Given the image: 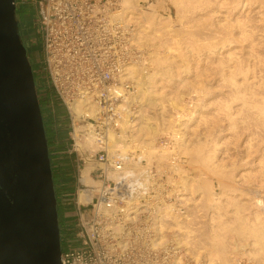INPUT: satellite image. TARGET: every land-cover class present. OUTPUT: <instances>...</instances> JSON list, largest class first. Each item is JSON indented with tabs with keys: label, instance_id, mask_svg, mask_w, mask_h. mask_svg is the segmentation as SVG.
Wrapping results in <instances>:
<instances>
[{
	"label": "bare ground",
	"instance_id": "bare-ground-1",
	"mask_svg": "<svg viewBox=\"0 0 264 264\" xmlns=\"http://www.w3.org/2000/svg\"><path fill=\"white\" fill-rule=\"evenodd\" d=\"M211 1L212 0H182V3L184 4L179 2V5L184 6L186 4L185 12H187L191 7H194L195 9L197 4L200 6L199 8H203L204 5L210 3ZM218 2L222 5L225 2H229V4H231L230 11L227 12L229 14H226L228 17L233 13L236 14L237 11L245 6H252L260 3L261 6L259 7L264 8V0H218ZM136 3L137 0H124V5L127 7L128 12L130 13L127 15L134 17L138 23V37L140 42L143 44L146 41L143 40L141 31L142 29H146L147 26L145 24L147 22H149V24H153L155 22L159 23V21L164 19V17H159V14L157 15L155 11L141 16L140 11H138V8L135 7L136 5L138 6ZM207 5L211 6V4ZM196 9H198V7ZM211 11L215 12L216 9H211ZM227 16L226 22H229V24L226 26H221L222 23H219V27H215V29H209L208 25H205L206 32H209L210 35L216 39L212 43H208L206 41L204 47L200 48L199 50V56H202L206 52H209V55H215V52L218 51L219 56L217 55L218 57L213 60L217 63H215L216 65H214V62L212 63L211 60L209 63H205L202 72H197L198 75L195 74L197 75L196 77L202 76L200 80L194 76L195 78L193 79L198 80L196 83L194 82L195 80L193 81L190 80L189 77H186L189 75L191 76V72L193 71V66L190 63L188 56L184 55L185 59H182L185 61V65H181L183 66L181 72L182 74L184 72L186 76L181 77V73H176V71H174L176 70V63L174 65V62L175 60H178V57H180V53L178 51L180 48L177 47L178 45L175 42L177 40L175 38L173 39H175L174 44L176 46L174 44L171 45L173 41L171 40L172 38H170L171 44L167 39L166 42H168L170 45L166 43V48H170L169 46H172L174 48L173 51H177L179 56L173 51H169V53L172 52L173 54L164 53L165 51L163 52L159 50L160 48L157 46V50H154L153 58L151 57L150 59L149 57L147 60H141L128 64L124 74H127L126 78H130L135 82L137 92L131 96H126L123 99L125 102L123 103L122 107L126 109V113L122 129L124 128V125L126 128H132L137 124H141L136 129H133L139 131L140 133L137 135H118L116 139L114 137L115 140L113 139L110 141L114 133L118 134L116 131H110L109 148L113 153L121 150V153L126 155L129 147H134V149L140 147V150L142 151L140 152L141 155L139 156V160L147 158V161L151 162V159L158 155V135H161L163 130L165 133L167 128L169 129L171 127V129H173L174 127L171 125H173L174 122L173 120H168L167 118H163V121L160 122L158 120L154 121V116L145 113L146 109L144 106L146 105L148 107L150 106L154 108L159 107V109L162 110L161 112H163L162 115L165 116L164 112L167 109L164 99L166 95L163 94L164 92L161 91V88H165L167 85H169V87H175L174 84H177L175 82L179 80V84L182 83V85H185V88L190 89V91H192L195 87H200V89H203V91L210 88L213 89L209 78L213 79L214 75L211 77L210 74L215 73V75L218 76L217 78L219 81L222 82L219 83L222 84L221 88L222 86L223 88L224 86L227 88L224 92L223 98L220 100L218 99V101H222V103H218L216 100L218 103L216 106L218 108L215 106L216 110H209L210 113L206 115L207 112H205V114L202 112L208 110L206 107L208 102H205L208 97L206 98L205 96L204 101L195 97L194 95L190 96L187 102L188 107L183 110V115L187 120L185 123H183L185 126L181 127L179 124H174V126H177V128L172 130L176 135L179 136L177 143L180 145L182 144L184 148H187V151L192 153L194 146L196 148L194 160L199 164L200 175L198 174L199 176H195L194 178L188 177L185 179L186 184L184 190L180 191V193H187L188 195L190 193V196L183 195L179 197L184 201V204L186 203V205L192 204L190 201L193 200V205H195L194 209L197 208V210H195L193 213V207L187 205L188 209L186 213L181 214L180 212L177 214H172L173 204H167L165 209L162 210L164 213L158 212V215L156 216L157 223H161H158L157 226L158 238L155 245H172L171 240L173 239L170 238V235H174L175 238L173 240V250L179 249V251L181 250L184 253L193 254L196 258L205 257V261L207 262L206 264H237L235 262L237 257L235 259L233 257H235L236 252L238 253L239 250L249 244L252 249H250L251 253L249 254V257H252L251 259H253V257L256 259L258 258V264L259 262L264 264V43L262 40H260V37H257L256 34L259 29L262 31L264 30V25L259 27V24L254 23L250 15H248V12L234 16V20L232 17V19H229ZM143 17L145 21L141 23V21H143ZM139 19H141V21ZM221 21L222 20H219V22ZM168 22H173L170 17L168 18ZM155 28L156 31H158V28ZM175 47L178 49L176 50ZM221 49H223V52H221ZM150 60L151 63H153V67L141 72L138 69L137 64L148 62ZM209 64H213L212 66L215 67H212V69H214L213 71L210 70L211 67ZM208 70H210L212 73L209 71L210 73L208 74ZM204 74L206 76L203 78ZM178 75H180V77ZM134 78L136 80H134ZM176 86H178V84ZM178 90H180V88ZM192 93L195 94V92ZM137 94L139 97H145L146 103L142 104L143 107L139 110L141 113L136 115L134 112L138 108L133 110L131 105H133L134 101H137L134 98V96L137 97ZM209 104H212V102ZM71 107L76 118L82 115L95 116L98 108L97 104L89 96H84L77 99L71 104ZM198 110H200L201 113H198ZM138 117H141V121H135V119ZM196 117L200 118V121L197 120L200 122V124L197 123L195 127L198 124L199 126L201 124H204L205 126L201 128V133H196L197 138L195 137L196 143H194L193 139L195 138H193V136H195L194 133L197 130L194 131V126L192 127V124L196 122ZM224 120L228 121L229 123V127L227 128L226 132H230L229 134H231L226 139H229L230 137H238L242 139V143H244L242 144L240 142V148H242V150L237 154V156L242 157L240 159L242 160L241 163L239 162V159V161L229 160L228 156L233 154L229 153V151H231L229 150L230 147L229 149L220 147L221 145L226 144H224L225 140L221 142V139L219 138V134L221 132H216V128H220L221 126H219V122ZM80 126L82 127L76 128H78V131H83L82 135L85 138V144L89 147L96 146L97 141L94 130H87L88 127L86 128L85 125ZM221 130H223V128ZM192 131H194V133ZM192 134L194 135L192 136ZM159 138L161 139V137ZM175 138L177 139V136H175ZM238 138H236L237 141H235V143L239 145L237 142L241 140ZM193 143L194 146L191 147ZM235 143L233 142L232 144L235 146ZM237 146H235L236 148L234 147L235 149H232L237 151ZM221 148L224 150L220 152ZM236 151L234 152L236 153ZM190 152L187 153L189 154ZM160 153L161 154H159V156L165 155L162 154L163 152ZM194 155L192 156L194 157ZM234 156H236V154ZM232 158L236 159V157ZM161 159L163 158H160L159 162H161ZM130 164L131 161L127 166L129 169H133V167H135L140 171L146 170L145 166L141 165V162L138 160L136 165L130 166ZM247 165L252 167V170L248 171L249 169L247 168V172H244L243 169H245ZM242 166H244V168ZM91 168V165L88 164L82 169L81 180L87 184H97L98 182L90 174ZM110 173L114 174L113 172ZM209 176H212L218 182V184H215L210 180L208 181L207 178ZM199 181L202 183H198ZM141 193L142 192L136 194L134 199H139ZM194 193L199 195V198L195 197ZM79 199L80 201H87L90 199V196L88 197L86 192L80 189ZM247 209H249L250 212L247 211V213H249L244 214V211ZM198 211L200 212L198 213ZM194 217L197 221L201 220L202 225H205L204 222L206 221L211 224L212 242L210 241V246H208L209 244L207 245V242L204 240H200L202 241V244H200V242L193 237L192 233H194V230H192L188 224L194 220ZM197 217L201 219H196ZM209 223L208 226L210 225ZM230 232L235 234L234 237H237V241L239 240V242L233 245L229 243ZM247 232H250L249 234L253 236V241L245 243V245L243 240L245 238L243 237L248 235H246ZM173 264H183L181 257L176 259Z\"/></svg>",
	"mask_w": 264,
	"mask_h": 264
},
{
	"label": "built area",
	"instance_id": "built-area-1",
	"mask_svg": "<svg viewBox=\"0 0 264 264\" xmlns=\"http://www.w3.org/2000/svg\"><path fill=\"white\" fill-rule=\"evenodd\" d=\"M34 2L47 85L70 113L73 130L85 125L94 130L97 141L96 148H84L72 136L70 153L84 163L91 162L90 174L98 183L87 184L80 177L74 223L63 230L62 264H172L179 249L155 245L161 223L156 216L172 198L166 170L154 166H145V171L129 169L130 161L134 166L144 158L139 160L132 152L123 155L121 150L113 153L109 148V132L121 134L124 124L123 99L136 91L124 73L128 64L142 58L137 21L127 15L124 0ZM84 96L97 104V113L76 118L71 104ZM166 138L162 140L167 143ZM80 189L90 199L80 201ZM139 192V199H134Z\"/></svg>",
	"mask_w": 264,
	"mask_h": 264
},
{
	"label": "rangeland",
	"instance_id": "rangeland-1",
	"mask_svg": "<svg viewBox=\"0 0 264 264\" xmlns=\"http://www.w3.org/2000/svg\"><path fill=\"white\" fill-rule=\"evenodd\" d=\"M19 1H21V0H19ZM179 2L182 3V0H149V1L145 0V3H144V1L141 2V0H140V4H139V2L137 0L136 4H138V6L136 5L135 7L138 8V11H140V15L141 16L144 15V14L147 15L148 13H150V12L152 13V12L155 11L157 13V15L159 14V17H164V19H161L159 21V23L155 22L153 24H149V22H147L145 24L147 26L146 29L145 30L142 29L141 36H142L143 40H145L146 42L143 43V47L141 48V54H142L141 60H147L149 57H150V59H151V57L153 58L154 57L153 56L154 55V50L155 51L157 50V46H159V48H160L159 50H161L163 52L165 51L164 53H169V51H173L174 48L172 46H169L170 48H166L167 47L166 43L169 42L171 44V40H172L173 43L171 45H173L174 41L176 39L177 41H175V42L178 45L177 47L180 48V50H178L179 53H180V57H178L179 54H177V51L174 50L173 52H176V54L178 55L177 56L178 60L177 61L175 60V62H174V65L176 63V65H175L176 66V70H174V71H176V73H181L180 74L181 77H185L186 76V74L184 72H183V74L181 72L182 71V67H183L181 65H185V63H184L185 61H183V59H182V58H184V55L188 56L189 60H190V63L193 66V71L191 72V76L189 75V76H186V77H189L190 80H193V81L195 80L194 82L196 83V82H198V80L197 79H193V78H195L198 75L197 72H199V73L202 72V69L204 68L203 66L205 65V63H209L211 60H212L211 62L212 63L214 62L213 64L216 65L217 63L215 61H213V60H215L219 56L218 55L219 51L215 52V55L214 54L213 55H209L210 53L206 52L202 56H199L200 55L199 54L200 53L199 50H200V48L204 47V44L206 43V41L208 43H212L216 39L215 37L210 35L209 32H206V28H205L206 26L205 25H208L209 29H215V27H219L221 23H222L221 26L228 25L229 22H226V16H227L226 14H229L227 12L230 11L231 4H229V2H225L222 5V4H220L218 2V0H216V1L212 0L210 3H207V4H211V6L206 4V5L203 6V8H199L200 6H198V4H197L196 6L198 7V9H196L197 7L195 9H194V7L193 8L191 7L187 12H185V5L186 4L184 6H181V5H179ZM182 4H184V3H182ZM259 6H261L260 3H258L257 5L242 7L239 11L236 12V14L233 13L231 16H229V17L227 16V17L230 19L231 17L233 18L234 16H238L241 13L245 14V13L248 12V15H250V17L252 18L253 22L256 23V24H259V27H260V26L264 25L263 24L264 23L263 22V20H264V18H263L264 17V14H263L264 13V8L263 7H259ZM211 9H216V11L213 12V11H211ZM169 17H170V19H172V21H173L172 23L168 22V18ZM262 18H263V20H262ZM141 19H139V20L141 21ZM219 20H222V21L219 22ZM233 20H234V18H233ZM144 21L145 20H144V17H143V21H141V23L144 22ZM29 23H30L31 29H32V31L34 33L35 41L38 43V45H40L39 47H41L40 50H41V57H42L43 36H42V31H41V25H40V22H39V13L37 11L36 3L34 1H32V3L29 6ZM172 24H174V25H172ZM141 27H142V25H141ZM155 27L158 28V31H156ZM263 31L261 29H259L256 32V34H257V37H260V40H262L263 43H264V32ZM170 38H172V39L170 40ZM173 38H175V39H173ZM167 39H168V42H166ZM171 47H172V50H171ZM175 49H176V47H175ZM221 52H223V49H221ZM171 53L172 52H170L169 54H171ZM212 65H210V67H211L210 70L211 71L214 70V69H212V67L215 68ZM41 66L44 69V75H45V78H46L47 74H46L45 66H44V64L42 62H41ZM137 67H138V69L141 72L142 71L144 72L145 70L150 69L151 67H153V63H151V60H150L148 62L138 63ZM210 70H208V72H207L208 74L211 72ZM195 74H197V75H195ZM180 75H178V76L180 77ZM212 75L216 76V77L213 76V79L209 78L210 82H211V85H212V88L215 91L213 89H211V88L208 89V90H204L203 91V89H200V87L199 88L195 87L194 88L195 90L193 89L192 91H190V89H186L185 88L186 86L182 85V83L179 84V80H178L175 83H177L178 86H180V87L176 86L177 84H174L175 87H172V86L169 87V85H167L168 87L166 86L165 88H161V91L164 92L163 94L166 95L165 99H164L165 100L164 102L166 104V109H167L164 112L165 116L162 115L163 112H161L162 110H160L159 107H156L157 108L156 109L154 107H150V106L148 107L146 105L144 106V108L146 109L145 113H147V114H149L151 116H154V121L158 120L160 122V121H163V118H167L168 120H173L174 123H173V125H171L172 127H174L173 129L177 128V126L175 127L174 124L175 125L179 124V126L183 127V126H185L183 123H185L187 121L186 117H184V115H183V110L188 107L187 102L189 100V97L194 95L195 97L200 98V99H202L204 101H205V96H206V98L208 97L206 99V101H205L206 103L208 102V105H206L208 110H205L204 112H202L204 114H205V112H207L206 115H208V113H210L209 110L210 111H215L216 107H217L216 104L222 103V101L219 102L218 99L220 100L221 98H223L224 92L227 89L225 86H224V88H223V86L221 88L222 84H219V83H222V82L219 81V79L217 78L218 76L215 75V73L214 74L213 73L210 74L211 77H212ZM200 76H201V74H200ZM205 76L206 75L204 74L203 78ZM201 77L198 76L196 78H198L200 80ZM134 80H136V79L134 78ZM46 82H47V80H46ZM133 84H134L135 89H136L135 92H137V87H136L134 81H133ZM177 88L178 89L180 88V90H178ZM189 92H190V94H189ZM192 92H195V94L192 93ZM202 92H203V94H202ZM204 92H205V94H204ZM134 98L137 100V101L133 102V106L138 108L134 112L137 115V114L141 113L139 110L143 107L142 104L146 103V101H145L146 98L145 97H139L138 94H137V97L134 96ZM216 100L218 101V103H217ZM215 101H216V103H215ZM210 102H212V104H209ZM210 106L211 107L213 106L214 108L213 107L211 108ZM220 106H221V104H220ZM208 107H210V108H208ZM198 111H197L198 113H201L200 110H198ZM54 112H55V110L52 109L51 113H54ZM67 113H68V119H69V129H68V132H67L66 136H68L69 140L67 141V144L65 145V149H63V148L57 149L56 147H53V151H52V157H53L55 162L57 161L58 156H64L66 154L72 156L73 169L71 171H72V174L74 176L73 179H71V181H73V183L71 185L72 188L67 193H64V194L60 193L61 196H67V200L69 202H71V204H72L71 205V210H69L68 208L63 209V206H62V209H61V219L65 220V227H66L67 224H70V226H71V224L74 223L75 204H76V201H77V199H76L77 191L82 186L81 182H80L82 169L84 167H86V165H88V164L91 165V167H92L91 162L84 163L82 160H79V159L76 158V154L75 153H73V154L70 153V149L73 147L72 144L74 143V140L72 139V136H75L77 138L78 144L80 146L84 147V148H96V146H97L96 145V146H93V147H89L88 145L85 144V138L82 135L83 131H78L77 130L78 128H80L82 126H77L78 128H76V130L74 131L73 127L71 126V115H70V113L68 111H67ZM197 120L200 121V118L196 117V122H194V124H192V127L194 126L193 127L194 131L197 130L195 133H194V131H192L195 134V136H193L194 134H192L193 138L196 137V133L197 134L201 133V128L203 126H205L204 124L203 125L201 124L199 126L200 122H198ZM135 121H141V117L136 118ZM197 123H199V124L195 127V125ZM140 125L141 124H137V125L133 126L132 128H126V126L124 125V128L121 130V134L114 133V135L111 137L110 141H112L114 139V137L116 139L118 135H120V136L121 135H130V134L137 135L140 132L137 131V130H133V129H136ZM219 126H221V127L220 128H216L215 127L218 130V131L216 130V132H221L219 134L220 135L219 138L221 139V142L225 140L224 144H226V145H221L220 147H222L224 149H227V148L229 149V147H230L229 150H231V151H229V153H233V154H230L231 156H228L229 160L230 161H234V160L239 161L242 157L237 156V154H238V152H241V150H242V148H240L241 147L240 144L242 143V139H240L238 137H235V138H231L230 137L229 139H226L227 137H229L231 135V134H229L230 132L229 133L226 132L227 128L229 127L228 121H226V120L220 121L219 122ZM222 128H223L224 131L221 130ZM225 128H226V130H225ZM173 129H171V127L169 129L167 128V130H169L170 132L166 130L165 133H164V130H163V133L161 135H158L159 137H161V139L159 137L157 138V145H158L157 146L158 147L157 150H159V151H157V153H158L157 156L158 157L157 156L153 157V159H151L152 161L150 160L151 162L147 161L148 160L147 158H144V161H143V163H141V165L154 166V167H159V168L161 167L162 169L166 170V173L168 175V180H169V183L171 185L172 198L170 200H168V204H170V203L173 204V210H172L173 213L172 214L180 213V210H181V214L186 213L187 209H188L187 205H189L190 207H193V211L192 212L194 213L195 210H197V208L194 209L195 205H193V202H192L193 200L190 201V203H192V204H187V205H186V203L184 204V201L181 200L180 197L183 196V195L187 196L188 194L187 193L186 194H182V193H180V191L184 190V187H185V184H186L185 179H187L188 177L194 178L195 176H199L200 175L199 164L194 160V158H195L194 154L196 153V148L194 146V143H196V138L197 137L195 139H193L194 143L192 144L191 147L194 146V148L192 149V153H191L190 151H187L186 150L187 148H184V146L182 144L180 145L179 143H177V141L179 140V136L176 135L172 131ZM183 129H186V128H183ZM164 136H167V138H166L167 143L162 140ZM175 136H177V139L175 138ZM78 138H79V140H78ZM236 138L241 140V141L238 140L239 142H237V143H239V145L235 143V141H237ZM226 140H227L228 144L226 143ZM230 140H232V141H230ZM229 141H230V143H229ZM233 142L236 144L235 146L238 145L237 146V151L233 150V149L236 148L232 144ZM242 144H244V143H242ZM238 147H239V149H238ZM172 148H173V150H172ZM222 148L220 149V152L222 150H224ZM128 149L129 150L127 152H132L136 156L137 155L138 156L141 155L140 152L142 150H140L141 149L140 147L135 148V149H134V147H129ZM234 151H236V153ZM160 152H163L162 154H165V155L164 156H159V154H161ZM187 152H190L189 154L194 155V157L192 155H189ZM234 153L236 154V156H234L235 155ZM232 157H236V159H234ZM160 158H163V159H161V162H159ZM241 161L242 160H240L239 162L241 163ZM177 166H179V167H177ZM244 166H242V167L244 168ZM248 166L249 165H247V167L245 169H243L244 172L246 170H248V169H249L248 171L252 170V167H250V166L248 167ZM92 168H91V170H92ZM207 179H208V181L210 180L211 182H213L215 184H218V182L212 176H209ZM201 181H203V180H201ZM198 183L201 184L202 182L199 181ZM57 187H58V189L60 191L62 190V186H61L60 182H58ZM194 194L193 195L195 197L199 198V195H196V193H194ZM188 196H190V193H189ZM64 198H66V197H64ZM247 211L250 212V210L247 209V210L244 211V214L245 213L248 214L249 212L247 213ZM161 212H162V210H161ZM199 212L200 211H198V213ZM66 213H67V216H66ZM162 213H164V212H162ZM193 216H195V215H193ZM198 216H199V214H198ZM196 219H201V218L197 217ZM196 221L197 220H195V217H194V220L191 221L190 224H188V226L192 230H194L193 231L194 233H192V235H193L194 238H196L200 242V244H202L201 242L204 240L205 242H207V245H208L209 243L212 242L211 241L212 240V236H211L212 226H211V224L208 221L204 222L205 225H202L201 220H198L197 222ZM208 223L210 224L209 225L210 227L208 226ZM201 233H202V235H201ZM249 233L250 232L246 233V235L248 234L247 236H244V237L242 236L243 238H245V239H243L244 240V244L245 243H249L250 241H253V236H251ZM229 235H230L229 243L231 245L239 242V240L237 241V237H234L235 236L234 233L230 232ZM61 236H62V248H64L65 247V241H64V233H63V231H61ZM170 236H171L170 238L174 240V238H175L174 235H170ZM233 237L235 238V240H234ZM242 237H241V239H242ZM173 240H171L172 241V243H171L172 246L174 245ZM200 240H202V241H200ZM234 241H236V242H234ZM208 246H210V244ZM246 246L244 248H242L241 250H239L238 253L236 252L235 257H233L234 259L237 257L235 259V262L237 264H258V260H257L258 258L256 259L255 257H253V259H254V261H253V259H251L252 257L251 258L249 257L250 256L249 254L251 253V251H250L251 246H249V244L246 245ZM199 252H200V250H199ZM187 254L188 253H184L183 251L180 250V253H178V254L173 256L172 264L175 262L176 259H178L180 257L182 259L183 264H206L207 263L205 261L206 260L205 257L196 258L193 254H188V255ZM202 254H204V253H202ZM238 261L241 262V263H239ZM259 264H261V263L259 262Z\"/></svg>",
	"mask_w": 264,
	"mask_h": 264
},
{
	"label": "water",
	"instance_id": "water-1",
	"mask_svg": "<svg viewBox=\"0 0 264 264\" xmlns=\"http://www.w3.org/2000/svg\"><path fill=\"white\" fill-rule=\"evenodd\" d=\"M54 175L34 70L0 0V264H62Z\"/></svg>",
	"mask_w": 264,
	"mask_h": 264
},
{
	"label": "trees",
	"instance_id": "trees-1",
	"mask_svg": "<svg viewBox=\"0 0 264 264\" xmlns=\"http://www.w3.org/2000/svg\"><path fill=\"white\" fill-rule=\"evenodd\" d=\"M40 81H41L42 92L38 90V94L44 116L45 129L49 143L51 164L53 169L54 183H55L56 195L58 200L60 228L61 231H63L65 230L66 227H65V220L61 219V209L62 206L63 209H66L67 207H70L72 204L67 200V196H61L60 193L63 194L67 193L72 188L71 185L73 181H71V179H73L74 177L71 171L73 169L72 156L68 154L64 156H58L57 161L55 162L52 157V151H53V147H56L57 149H61V148L65 149V145L69 140L68 136H66L69 129V119H68L67 110L65 109L64 105L58 99V97L53 92V90L47 85L43 68L40 73ZM52 109L55 110L54 113H51ZM58 182H60L62 186L61 191L57 187ZM70 238H72V241L75 240V238L72 235L70 236ZM74 243L76 242L74 241Z\"/></svg>",
	"mask_w": 264,
	"mask_h": 264
},
{
	"label": "flooded vegetation",
	"instance_id": "flooded-vegetation-1",
	"mask_svg": "<svg viewBox=\"0 0 264 264\" xmlns=\"http://www.w3.org/2000/svg\"><path fill=\"white\" fill-rule=\"evenodd\" d=\"M15 1H16V18L19 23V32L21 35V39L23 41V44L27 48L28 57L34 70L37 90L42 92L41 81H40V73L43 68L41 66V50H40L41 47H39L40 45H38V43L35 41V36L31 29V25L29 23V6L34 0H21V1L15 0Z\"/></svg>",
	"mask_w": 264,
	"mask_h": 264
},
{
	"label": "crops",
	"instance_id": "crops-1",
	"mask_svg": "<svg viewBox=\"0 0 264 264\" xmlns=\"http://www.w3.org/2000/svg\"><path fill=\"white\" fill-rule=\"evenodd\" d=\"M82 175V174H81ZM82 177V176H81ZM69 210H71V206L70 207H67ZM66 216H67V213H66Z\"/></svg>",
	"mask_w": 264,
	"mask_h": 264
}]
</instances>
